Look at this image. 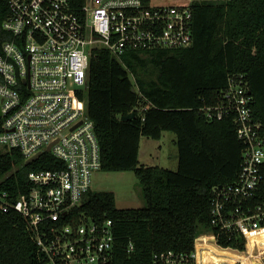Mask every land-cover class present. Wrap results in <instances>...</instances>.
Here are the masks:
<instances>
[{
    "label": "trees",
    "instance_id": "trees-1",
    "mask_svg": "<svg viewBox=\"0 0 264 264\" xmlns=\"http://www.w3.org/2000/svg\"><path fill=\"white\" fill-rule=\"evenodd\" d=\"M6 1L0 0V51L11 38L2 28ZM189 6V47L132 51L121 59L98 49L89 60L87 88L79 96L99 144L100 171L133 172L144 201L141 208L119 209L113 192L89 190L73 210L76 220L112 222L110 264H155L153 255L166 251L189 256L198 237L197 259H205L217 247L208 235L221 248H245L239 235L212 225L210 213L213 189L237 181L244 146L231 117L208 120L201 109L219 101L229 77L241 75L264 137V0H190ZM148 68L153 77L140 78ZM130 113L133 118L120 120ZM164 132L175 135V171L138 161L140 138L159 140ZM56 165L49 153L25 164L17 150L0 151V192L15 200L29 190V172ZM261 176L252 206L264 202V166ZM257 233L249 235L248 249ZM0 264H45L28 223L1 209Z\"/></svg>",
    "mask_w": 264,
    "mask_h": 264
},
{
    "label": "built area",
    "instance_id": "built-area-1",
    "mask_svg": "<svg viewBox=\"0 0 264 264\" xmlns=\"http://www.w3.org/2000/svg\"><path fill=\"white\" fill-rule=\"evenodd\" d=\"M2 28L11 38L0 51V151L17 150L24 161L49 153L54 169L28 173L29 190L15 200L0 192V209L21 215L35 235L45 264H110L114 236L109 219H75L73 210L100 170V149L80 93L89 60L98 49L117 59L132 51L177 49L192 43L189 0L178 4L142 0H7ZM252 95L241 75L228 78L208 120L231 117L244 146L234 184L213 189L211 224L245 240L243 251L259 264L264 245L248 249L249 235L264 230V202L251 199L261 181L264 137L251 112ZM34 160V161H35ZM61 164V165H58ZM199 238V237H198ZM173 251L153 255L155 264H198ZM131 245L129 250H131ZM221 264H243L225 260ZM264 264V261H263Z\"/></svg>",
    "mask_w": 264,
    "mask_h": 264
},
{
    "label": "rangeland",
    "instance_id": "rangeland-1",
    "mask_svg": "<svg viewBox=\"0 0 264 264\" xmlns=\"http://www.w3.org/2000/svg\"><path fill=\"white\" fill-rule=\"evenodd\" d=\"M190 1V0H189ZM153 4L168 3L178 4L185 2V0H151ZM147 53H142L141 57H147ZM140 78L148 80L153 77L150 69L147 71H140ZM132 80H134L133 74H130ZM152 141V140H151ZM155 141V140H153ZM159 158L156 161L159 167L165 168L171 171H175L177 168V158H175L176 145L175 135L172 132H164L159 142ZM148 151L143 150L141 147L140 160L142 162H154L147 157ZM91 190L98 191H110L115 195V206L119 209H135L141 208L144 205V201L141 197V189L138 184L136 177L133 172H103L95 171L91 177ZM211 242V241H210ZM213 243V242H211ZM263 243V244H262ZM215 244V243H213ZM263 246L264 239H258L255 246ZM217 250V248H216ZM225 260L238 261L240 260L243 264H252V260L248 262L247 257L244 253H238L230 250H218V252H212L211 257L206 258L204 264H221ZM256 260H253V262ZM264 260H261L263 264Z\"/></svg>",
    "mask_w": 264,
    "mask_h": 264
},
{
    "label": "crops",
    "instance_id": "crops-1",
    "mask_svg": "<svg viewBox=\"0 0 264 264\" xmlns=\"http://www.w3.org/2000/svg\"><path fill=\"white\" fill-rule=\"evenodd\" d=\"M160 139L159 140H155V141H153V140L151 141V139H147V138H144V137L140 138V140H139V150H138V161H139V163L141 165H143V166H158V164H156L157 163L156 161L159 158L158 154H159V148H160V146H159ZM141 147L143 148L144 152L148 151L147 157L149 159H151V161H154V162H146V161L142 162V160H140ZM176 153L177 152H175V158H176ZM175 160H177V159H175ZM257 235L258 236L264 235V230L263 231H259L257 233ZM214 252H218V248ZM211 255H212V253L208 254L205 257V259H200L199 258L198 259V264H204L206 258L211 257ZM254 262L258 263L257 261H254Z\"/></svg>",
    "mask_w": 264,
    "mask_h": 264
},
{
    "label": "water",
    "instance_id": "water-1",
    "mask_svg": "<svg viewBox=\"0 0 264 264\" xmlns=\"http://www.w3.org/2000/svg\"><path fill=\"white\" fill-rule=\"evenodd\" d=\"M132 90H133V89H132ZM133 116H134V114H133V113H130L129 115L122 116V117L120 118V120H122V121L129 120V119L133 118ZM37 157H38V154L35 155V156H33V157H31V158H29V159H27V160L25 161V164H29V163L33 162ZM235 252H238V251L235 250Z\"/></svg>",
    "mask_w": 264,
    "mask_h": 264
},
{
    "label": "bare ground",
    "instance_id": "bare-ground-1",
    "mask_svg": "<svg viewBox=\"0 0 264 264\" xmlns=\"http://www.w3.org/2000/svg\"><path fill=\"white\" fill-rule=\"evenodd\" d=\"M254 233H255V232H254ZM254 233H253V234H254ZM258 239H261V242H262V239H264V235H262V236L253 235V246H252V248L255 247V243H256V241H257ZM262 244H263V243H262ZM210 246H212L213 249H214V247H215V246L212 245V244H211ZM217 248H218V247H217ZM219 249H220V250H226V249L218 248V250H219ZM244 254H245V256L247 257L248 262L251 261V259L246 255V253H244ZM197 261H198V259H197ZM251 263H252V262H251Z\"/></svg>",
    "mask_w": 264,
    "mask_h": 264
}]
</instances>
